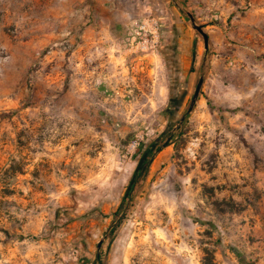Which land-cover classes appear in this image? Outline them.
<instances>
[{
    "label": "rangeland",
    "instance_id": "1",
    "mask_svg": "<svg viewBox=\"0 0 264 264\" xmlns=\"http://www.w3.org/2000/svg\"><path fill=\"white\" fill-rule=\"evenodd\" d=\"M138 18L153 53L123 45ZM240 258L264 264V0H0V264Z\"/></svg>",
    "mask_w": 264,
    "mask_h": 264
},
{
    "label": "built area",
    "instance_id": "2",
    "mask_svg": "<svg viewBox=\"0 0 264 264\" xmlns=\"http://www.w3.org/2000/svg\"><path fill=\"white\" fill-rule=\"evenodd\" d=\"M68 35L69 33H66V36ZM159 39L160 32L155 19H131L124 29L123 45L130 53H153L158 46ZM61 44H64L62 47L64 52H67L73 45L67 39H64Z\"/></svg>",
    "mask_w": 264,
    "mask_h": 264
},
{
    "label": "trees",
    "instance_id": "3",
    "mask_svg": "<svg viewBox=\"0 0 264 264\" xmlns=\"http://www.w3.org/2000/svg\"><path fill=\"white\" fill-rule=\"evenodd\" d=\"M164 136V133L161 135V138ZM158 141L159 139H155L153 142H151L149 144L148 147H146L140 154L137 163H136V167L129 179L127 188H126V193L125 196H131V193L133 191V189L137 186V184L139 183L140 180H142L143 178H145V176L148 173V169L149 166L151 164V160H152V156H149L150 153L157 152L160 150V147L157 146L158 145ZM143 148L142 144H139V149L141 150ZM96 258L99 259V255L96 256ZM240 262L241 264H254L252 262H247L244 259L240 258Z\"/></svg>",
    "mask_w": 264,
    "mask_h": 264
},
{
    "label": "crops",
    "instance_id": "4",
    "mask_svg": "<svg viewBox=\"0 0 264 264\" xmlns=\"http://www.w3.org/2000/svg\"><path fill=\"white\" fill-rule=\"evenodd\" d=\"M93 5V8H95L96 7V5H97V2L96 1H94V2H91L90 1V5H87V7H85V10L87 9V8H90V9H93L91 6ZM97 12V11H96ZM94 16H96V23L98 24L97 26H95V27H93V26H91V25H89V26H86L84 29H83V38L84 37H86V36H88V34H90V31H94L96 34H95V40L93 41V42H95V41H100L101 39H99L100 37L99 36H103V37H105L106 36V34L108 33V31L109 32H113L112 31V29H111V25H113L114 23H117V22H115V20L117 19V17L115 16H109V18H108V22H107V20L106 19H102L101 18V15H99V14H96V15H94ZM83 18V16H82V14H80L79 15V18ZM115 19V20H114ZM107 23H108V25L109 26H107ZM97 39V40H96ZM82 45H86V42H84V43H82ZM88 45V44H87ZM81 46V45H80ZM79 50L77 49L75 52H78ZM101 77V79H105V76H100Z\"/></svg>",
    "mask_w": 264,
    "mask_h": 264
},
{
    "label": "flooded vegetation",
    "instance_id": "5",
    "mask_svg": "<svg viewBox=\"0 0 264 264\" xmlns=\"http://www.w3.org/2000/svg\"><path fill=\"white\" fill-rule=\"evenodd\" d=\"M169 61L166 59V66L168 65ZM169 95L168 101L165 106L164 113L169 117V121L173 120L176 116L177 111L179 110L182 104V94L177 93L176 91V83L173 79H169Z\"/></svg>",
    "mask_w": 264,
    "mask_h": 264
},
{
    "label": "water",
    "instance_id": "6",
    "mask_svg": "<svg viewBox=\"0 0 264 264\" xmlns=\"http://www.w3.org/2000/svg\"><path fill=\"white\" fill-rule=\"evenodd\" d=\"M190 19L193 22V19L191 17H190ZM193 27H194V29H196L198 32H200L202 34L203 40H204V44H205V47H206V45H207V36H206V34L203 33L202 28L200 26L196 25L195 23H193ZM201 84H202V79L200 78L198 80V83H197L196 87H195V91H194V94H193L191 106L194 104V102H195V100H196V98H197V96L199 94V90H200Z\"/></svg>",
    "mask_w": 264,
    "mask_h": 264
}]
</instances>
